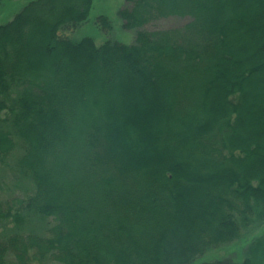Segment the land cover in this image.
I'll return each mask as SVG.
<instances>
[{
  "label": "trees",
  "instance_id": "1",
  "mask_svg": "<svg viewBox=\"0 0 264 264\" xmlns=\"http://www.w3.org/2000/svg\"><path fill=\"white\" fill-rule=\"evenodd\" d=\"M93 1L0 24V160L32 183L0 264H193L264 219V0H123L131 43L63 38Z\"/></svg>",
  "mask_w": 264,
  "mask_h": 264
},
{
  "label": "rangeland",
  "instance_id": "2",
  "mask_svg": "<svg viewBox=\"0 0 264 264\" xmlns=\"http://www.w3.org/2000/svg\"><path fill=\"white\" fill-rule=\"evenodd\" d=\"M32 0H4L0 6V24L10 21L27 3ZM123 6V0H94L88 20L76 27H69L62 31V37L70 41H79L83 38H92L97 45H102L106 40L114 42L131 43L133 32L125 31L122 20L119 17V10ZM100 17L107 18L111 25V32L104 33L98 26L97 20ZM179 24V21H169L159 24L160 27ZM3 116H5L3 114ZM13 160L7 159L6 163L0 160V205L9 200L15 194H30L32 183L20 179L18 183L13 171L9 168ZM30 219L19 229H23ZM34 224L43 226L44 223L34 221ZM14 228L9 222H0V236L6 235ZM45 230V227L41 228ZM252 258L255 264H264V219L256 220L249 228L243 229L241 237L229 244L208 249L205 254L198 258L193 264H203L209 261L229 258L238 264L248 258ZM12 264V263H10ZM39 264V262L31 263Z\"/></svg>",
  "mask_w": 264,
  "mask_h": 264
}]
</instances>
